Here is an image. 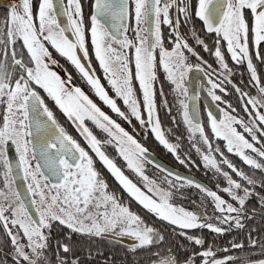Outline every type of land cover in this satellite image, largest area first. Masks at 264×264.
<instances>
[{
	"label": "snow or ice",
	"instance_id": "snow-or-ice-1",
	"mask_svg": "<svg viewBox=\"0 0 264 264\" xmlns=\"http://www.w3.org/2000/svg\"><path fill=\"white\" fill-rule=\"evenodd\" d=\"M91 8L86 21L82 0H39L38 5L34 0H18L9 5L0 22V264H80L76 235L130 236L135 241L132 252L163 243L160 231L108 191L94 156L143 209L172 226L191 245V254L182 264H231L236 259L264 264V258H218L202 234L207 230L223 236L245 229L256 215L248 207L253 199L264 210V179L257 185L253 176L226 155L264 173V75L254 63L264 65V0H92ZM61 16L66 22H61ZM195 19L202 22L199 30L188 27ZM207 34L215 36L211 47L206 43ZM17 45L26 51H18ZM196 47L215 58L217 69ZM49 48L75 66L112 113L134 129L147 130L184 164L186 160L178 154L179 142L166 138L159 117L161 108L168 113L172 110L164 92V83H169L191 148L200 155L205 169L224 178V186L217 184L214 190L171 170L160 180L151 178L146 173L148 164L165 170L149 158L148 148L134 131L126 130L81 88L73 86L70 74L65 80L52 70L51 65L58 62ZM186 53L198 62L189 63ZM93 57L106 84L96 75ZM236 66L248 72L247 84L232 85L246 118L233 115L236 109L228 103L227 110H221L222 118L207 110L206 123L201 122L185 102V98L195 99L188 96L185 77L193 68L204 72L210 85L208 95L220 102L222 97L216 91L227 92L222 85L232 83ZM249 86L256 89L255 95L245 91ZM37 88L72 122L84 144L58 123ZM9 146L15 147L16 168L26 182L28 200L12 187L16 181ZM108 147L135 174L137 182L108 154ZM185 186L198 190L201 204L207 201L211 205V214L207 208L191 211L175 204ZM57 224L67 230L60 239L53 238ZM247 239L250 247H260L264 257V240L254 239L251 231ZM230 243L231 249L223 251L245 247L243 242ZM166 251V256L153 254L157 256L154 264H181L170 249Z\"/></svg>",
	"mask_w": 264,
	"mask_h": 264
},
{
	"label": "trees",
	"instance_id": "trees-1",
	"mask_svg": "<svg viewBox=\"0 0 264 264\" xmlns=\"http://www.w3.org/2000/svg\"><path fill=\"white\" fill-rule=\"evenodd\" d=\"M35 4L38 5V3ZM8 10L9 9L0 7V22H2L3 18L6 16ZM17 50L26 51L22 50L19 45H17ZM9 70L11 71V68H9ZM228 103H230L233 108L236 109V112H234V114H239L240 117H245V114L240 108L238 102L226 101V103L223 105L227 108ZM203 122L206 123V118L203 119ZM162 123L166 132V136L167 138H169L170 142H172L173 140H175L173 141V143L179 142L178 154L181 157H190L193 160H198L200 161V163L194 161V165L186 166L175 163V159L173 161L170 158V152L157 143L156 146L161 152V158L182 170L188 171L196 175L214 190L215 185L217 184H221V186H224L222 183L224 178L219 175H214L212 170L205 169L203 167V161L201 160L200 155L198 154L197 156H195L194 154L196 152H193V149H190L191 141L188 140L187 132L185 131L186 126L183 125V122H181L180 119L177 121L163 116ZM169 129L172 130L171 133H168ZM176 137L180 138L179 141L175 139ZM214 143L221 142L214 140ZM107 150H109V155L111 157L116 158L118 166L122 167V169L125 171V174L128 175L135 182H137L134 173L126 169L122 159L116 157L114 149L112 147H108ZM226 155H228L229 159L232 160V162L236 164L237 167L241 168L242 171L253 176L257 181V185H259L261 179H264V173H261L258 170L251 169L247 165H244L238 157L232 154L226 153ZM152 165H147L146 171L150 172V174H152L155 179H162L163 176L166 175V171L162 172L160 169H156L154 165ZM95 168L101 173L103 178L108 183V191L110 193H115L120 198V202L122 204L128 206L133 213L140 215L148 225L153 226L158 231H160L161 234H163L164 236V241L163 243L157 246L138 249L137 251L132 252L130 251V249L134 245L126 244L113 238H108L105 236H103L102 238H97L76 235L74 236V242L76 248L78 249L77 256H79L80 258V264H154V262L157 260V256L153 254L159 253L161 256H166L168 255V252L166 251L167 249H170L171 252L176 255L177 259L182 264L185 257L191 254V245L188 244V242L184 240L183 237L177 235L176 232L173 231L172 226L156 218L152 213L143 209L141 205H139L132 197H130L129 194L118 184L115 178L99 162L98 159L95 160ZM0 188H3L2 170H0ZM256 191L260 192V188L258 186L256 188ZM202 199L203 197L198 192V190L185 186V188L182 190V193L177 194V198L174 202L176 205L183 206L191 211H203L204 208H207L208 213L211 214V205L207 201H205L202 205ZM248 207L250 209H255L256 215L253 219L247 221L245 229L233 230L232 232L226 233L223 236H217L214 233H210L207 230H203L202 234L207 239L208 244H212L214 246V250L217 252L218 258H223L225 255H230L234 257H244L250 260L264 258L260 255V247H250L248 245L247 239L248 233L251 231L252 237L254 239H257L258 241L264 240V210H261L259 208V205L255 199H253L248 204ZM253 229L254 231H252ZM66 232L67 230L64 229L62 226H59L58 224L53 226L54 239H60ZM233 240H235L236 242H243L245 247L242 249H233L228 252L223 251V249L225 248L231 249L230 242ZM208 244H206L205 247H207ZM185 249H187V251H185ZM253 253H255L256 255H252ZM244 261L246 260L236 259L231 262V264H236Z\"/></svg>",
	"mask_w": 264,
	"mask_h": 264
},
{
	"label": "flooded vegetation",
	"instance_id": "flooded-vegetation-1",
	"mask_svg": "<svg viewBox=\"0 0 264 264\" xmlns=\"http://www.w3.org/2000/svg\"><path fill=\"white\" fill-rule=\"evenodd\" d=\"M39 0L34 1V3H38ZM91 2L92 0H82V3L84 5V14H85V20L87 21L88 16L90 15L92 8H91ZM193 3H195V0H193ZM131 25L134 27V21H130ZM194 26L197 30H199L202 27V22H200L198 19H195L191 25L188 27ZM163 32L165 34V37H167V26L163 27ZM183 31V29H182ZM129 35H132V32H129ZM205 34L201 33V37L204 38ZM215 41V36L213 34H207L206 36V43L209 44L211 47ZM190 44L194 45V41H189ZM195 46V45H194ZM49 51L53 54L54 59L58 62L57 65L61 71V78L67 80L68 75L70 74L72 77V85L75 87L81 88V90L89 96L90 99L93 100L94 103H96L103 111H105L107 114L112 116L113 119H117L118 122L122 123V126L126 128V130L135 133L136 138L142 142V145L148 148L149 152L160 156V151L157 148L156 144L158 143L152 134L147 133V130H142L139 128L134 129L132 125H128L127 123L123 122L120 118L116 116L115 113H112L110 109L108 108L107 105H104L102 101L99 100V97L95 95L94 90L91 89L90 85L87 84L86 80L81 76V74L78 72V70L75 68L74 65L71 64L70 61H67L66 58L61 57L54 49L49 48ZM196 51L199 52V55L203 57L204 60L208 61L209 64H212V67L214 69H217V64L214 62L215 58L209 53L203 51L202 48L196 47ZM264 51V49H262ZM186 55L189 56L188 62L195 65L198 61L196 57L191 56L190 54L186 53ZM231 64V61H229ZM254 63L257 64V70L259 73L264 75V65H261L259 61H254ZM92 66L96 69V75L101 77V82L106 84V81L103 79V72L98 66V62L95 61L94 57L92 58ZM234 71V76L232 78V83L231 84H223L222 86L227 89L226 93H221L219 90L216 91L217 95H221L222 99L220 102H216L220 107L221 110H226L225 106L223 105L224 102H237V93L233 91L232 85L233 84H247L248 83V72L244 67L236 66L233 68ZM161 75V80H163L162 74ZM215 78V77H213ZM222 79V78H221ZM191 85L192 87H196L198 90V102L200 106V112H201V122H203V119L206 118L207 110L208 107L205 103V97H208V89L210 85L208 84V76L204 74V72L197 71L195 68L191 72L187 74L185 77V87L188 88V86ZM38 92L40 93L41 97L44 99L45 104L54 112L56 119L58 123L74 138H76L78 141H80L82 144H84L83 138L79 136L78 131L75 129V126L72 124L71 121H69L66 116L59 110V108L54 104V101L50 97L47 96V93H45L42 89L37 88ZM245 91H251L253 95H255L256 89L252 88L249 86L248 88H245ZM164 92L167 94V99L172 106L171 113H168L166 110L163 108L160 109L159 111V117L162 122V117H168L169 119H173L175 117V120H179L182 122V118L177 112V101L175 100V93L172 91V86L169 85V83L165 82L164 83ZM188 96H189V88H188ZM158 103L160 102L159 96L157 97ZM189 99L185 98V102L188 103ZM3 114V105H0V115L2 116ZM133 124L135 125L136 122L133 121ZM184 125V124H183ZM89 126L93 127L91 125V122H89ZM185 126V125H184ZM163 127V123H162ZM94 132H96L97 135H101L98 129L93 128ZM163 130L165 131L164 127ZM167 138V136H166ZM169 139V138H168ZM172 141V140H171ZM175 141V140H173ZM172 141V142H173ZM190 149L191 148L190 146ZM193 152L195 151L194 149L192 150ZM109 154V150H107ZM170 158L174 161L175 163H178L180 165H194V161H197L200 163L198 160H193L190 157H181L182 159H185L186 162L184 164H181L177 159H176V154L170 153ZM195 156L198 155V153L194 154ZM97 160L95 159L94 156V161ZM35 163V161H33ZM149 166L152 165V163L148 164ZM154 165V164H153ZM152 165V166H153Z\"/></svg>",
	"mask_w": 264,
	"mask_h": 264
},
{
	"label": "water",
	"instance_id": "water-1",
	"mask_svg": "<svg viewBox=\"0 0 264 264\" xmlns=\"http://www.w3.org/2000/svg\"><path fill=\"white\" fill-rule=\"evenodd\" d=\"M13 3H18V0H0V7L9 9V5H11ZM57 3H58V0H57ZM60 20L62 23L66 22L65 17H63V16L60 17ZM51 67L53 68L54 71L62 74L59 67H57L56 65H51ZM188 88H189V97H195V99H189V101H188L190 111L194 109L195 113H197L199 115V118L201 120L200 106H199V102H198V90L196 89L195 86L192 87L191 85H189ZM205 103H206L208 109L213 111V113L218 117V119L222 118L221 107L215 101H213L210 96L205 97ZM38 152H39V150L37 149V153ZM8 155L11 158L12 164H13V174L15 175L16 190H18L21 193L22 199L28 200L29 194L27 192L26 182L23 181L22 175L18 172V170L16 168V161H17L18 157H17V154L15 152L14 146H9ZM148 155H149V158L152 161H154V163L160 164L165 171L171 170L174 174H179V175L184 176V177H191L194 181H198V182L203 183L204 185H207L203 180H201L196 175H194L190 172H187L185 170H182V169L166 162L165 160L161 159L159 156H157L151 152H148ZM104 236L108 237V238H113V239L119 240V241L124 242L126 244H130V245L135 244L134 238H132L130 236L120 237L114 233H106Z\"/></svg>",
	"mask_w": 264,
	"mask_h": 264
},
{
	"label": "rangeland",
	"instance_id": "rangeland-1",
	"mask_svg": "<svg viewBox=\"0 0 264 264\" xmlns=\"http://www.w3.org/2000/svg\"><path fill=\"white\" fill-rule=\"evenodd\" d=\"M52 54V53H51ZM52 59H54V56H53V54H52ZM55 60V59H54ZM57 67H58V65L57 64H55ZM52 70H53V68H52ZM58 73V72H57ZM58 75L60 76V77H62L61 76V74L60 73H58ZM226 103V102H225ZM225 103H223V104H225ZM226 108V107H225ZM226 110H227V108H226ZM233 115H236V114H234L233 113ZM140 143L142 144V142L140 141ZM146 173L151 177V178H154L155 179V177L154 176H152V174H150V172H148V171H146ZM135 175V174H134ZM135 178H136V180L138 181V178L135 176ZM134 181V180H133ZM135 182V181H134ZM12 187L14 188V189H16L15 188V185H12ZM226 199H227V197H225ZM177 206H179V205H177ZM258 260V259H257ZM236 264H246V261H244V262H239V263H236Z\"/></svg>",
	"mask_w": 264,
	"mask_h": 264
}]
</instances>
